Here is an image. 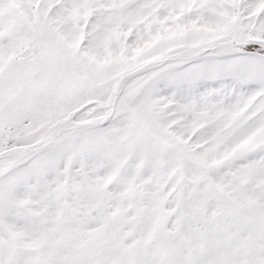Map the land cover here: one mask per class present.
<instances>
[{
	"label": "snow or ice",
	"instance_id": "obj_1",
	"mask_svg": "<svg viewBox=\"0 0 264 264\" xmlns=\"http://www.w3.org/2000/svg\"><path fill=\"white\" fill-rule=\"evenodd\" d=\"M0 264H264V0H0Z\"/></svg>",
	"mask_w": 264,
	"mask_h": 264
}]
</instances>
